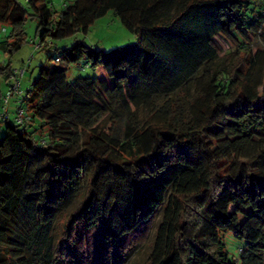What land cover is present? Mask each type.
Wrapping results in <instances>:
<instances>
[{"label": "trees", "instance_id": "1", "mask_svg": "<svg viewBox=\"0 0 264 264\" xmlns=\"http://www.w3.org/2000/svg\"><path fill=\"white\" fill-rule=\"evenodd\" d=\"M109 10L135 42L53 47L0 117V264H126L152 231L144 264H264V0H0V53L29 16L41 48ZM84 58L104 74L68 82Z\"/></svg>", "mask_w": 264, "mask_h": 264}, {"label": "rangeland", "instance_id": "2", "mask_svg": "<svg viewBox=\"0 0 264 264\" xmlns=\"http://www.w3.org/2000/svg\"><path fill=\"white\" fill-rule=\"evenodd\" d=\"M26 1L27 0H19L22 5H26ZM70 1L72 0H51V3L56 9H59L64 2L68 3ZM37 25L38 20L29 16L24 23L26 42L23 46L11 57H5L0 53V61H3L4 59H6V62L9 61L11 63V68H13V71L15 70L18 75L19 71L24 69V72L20 75V77L18 76L20 81V92L18 91V93L13 94L6 105L10 120H15V112L17 107L20 106L22 95L25 94L28 86L37 78L40 67L44 64L48 67L56 65L54 62H48V58L54 53L53 47L69 46L75 40H79L86 46L107 52L116 47H121L135 42V36L121 24L118 16L113 10H109L103 16L95 19L89 26L86 33L77 32L70 37L55 41L52 47L42 46L41 48H38L37 45L39 43V37ZM5 29L7 32L9 31V28L5 27ZM2 36L3 32H0V38ZM57 66H64L66 68L65 75L68 82L73 81L77 77L83 76L101 78L104 74L102 69L92 68L86 58L82 59L78 63H71L67 65L59 62L57 63ZM5 78L4 74L0 76V96L5 95L9 90L8 85L10 84ZM108 98L119 111L125 112L119 96L115 91L109 92ZM112 125L113 122L110 121L105 129L106 132H110ZM4 128L5 124H0V138L4 135ZM66 217L67 214H63L61 217L63 219L62 221L66 220ZM152 239L153 231L151 232L147 243L142 248L134 252L126 264H144V261L150 252ZM225 245L228 253L231 256L237 257L239 253L238 249L242 247L244 243L234 239L230 234L226 233Z\"/></svg>", "mask_w": 264, "mask_h": 264}, {"label": "built area", "instance_id": "3", "mask_svg": "<svg viewBox=\"0 0 264 264\" xmlns=\"http://www.w3.org/2000/svg\"><path fill=\"white\" fill-rule=\"evenodd\" d=\"M23 72H24V69L19 71V75H18L17 72L14 70L13 73L11 74V76L9 78V82H10L9 90L5 95L0 97V102H1V104H0V109H1L0 117L6 116L5 115L7 113L6 105L9 101V99L11 98V96L13 94L18 93L19 87H20L19 77ZM20 102H21V100H20ZM25 118H26L25 111L22 108L17 107L16 117H15L16 123H20Z\"/></svg>", "mask_w": 264, "mask_h": 264}]
</instances>
